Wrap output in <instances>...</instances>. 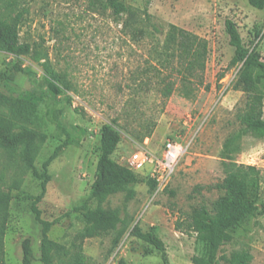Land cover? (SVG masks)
Listing matches in <instances>:
<instances>
[{
	"label": "rangeland",
	"instance_id": "obj_1",
	"mask_svg": "<svg viewBox=\"0 0 264 264\" xmlns=\"http://www.w3.org/2000/svg\"><path fill=\"white\" fill-rule=\"evenodd\" d=\"M123 1L136 11L133 18L129 13L116 16L98 0H0V17L24 12L21 41L31 44L37 56L16 57L0 50V114H11L2 94H27L37 102L32 120L20 123L33 132V162L25 155L24 137L0 145V189L13 188L15 193L5 234L6 264H23L26 238L34 250L32 264H44L42 227L31 204L42 190L44 162L67 140L47 169L50 180L39 207L44 219L61 218L49 232L52 239L68 250L80 241L84 222L74 208L88 197L95 179L100 129L105 123L121 132L114 158L125 166L142 148L160 153L167 138L181 142L185 152L163 190L156 193L145 181L132 186L135 194L130 199L126 191L108 198L103 206L119 210L126 231L119 242L118 229L84 239L89 264H163L160 251L133 234L136 224L145 231L155 228L166 244L170 264H194L192 257L200 248L196 235L187 231V216L202 205L212 209L222 193L217 184L231 171L247 174L259 184L261 205L235 229L233 240L223 245L220 254L247 250L248 264H264V138L246 134L224 151L227 140L242 126L240 114L247 102V95L233 88L241 64L230 67L235 48L226 21L236 22L245 44L256 46L264 60V9L249 0ZM146 10L163 32L145 20ZM170 24L209 42L204 79L210 88L203 86L194 99L178 89L165 99L160 85H139L147 75L159 74L157 48ZM51 72L60 73L71 86L65 94L50 95L46 78ZM54 114L63 129L53 121ZM146 125L154 132L141 141L136 133ZM150 170L148 166L138 174L148 178ZM55 262L67 264V257H56Z\"/></svg>",
	"mask_w": 264,
	"mask_h": 264
},
{
	"label": "trees",
	"instance_id": "obj_2",
	"mask_svg": "<svg viewBox=\"0 0 264 264\" xmlns=\"http://www.w3.org/2000/svg\"><path fill=\"white\" fill-rule=\"evenodd\" d=\"M98 1L112 8L116 16L129 13L133 18L136 15V11L123 0ZM249 2L258 9H264V0H249ZM23 16L24 12L18 11L14 15L8 14L6 17H0V50L16 57L34 54L37 58L36 49L31 44L21 41L20 25ZM145 20L151 23L155 31L163 32L151 21L147 10ZM226 31L230 44L235 48L230 67L241 64L234 79L233 88L243 91L247 95V102L240 114L242 126L239 132L225 143V152L243 135L252 134L264 138V60L256 46L250 48L245 44L235 21L231 19L226 21ZM208 56L209 42L207 39L175 24H170L163 43L157 48L159 66L155 68L159 74L156 76L154 72V75H147L145 79L140 80L139 85H146L147 88L153 83L160 85V93L165 99L169 98L176 89L182 96L194 99L196 92L203 86L210 88L209 84H205L204 79ZM147 72L149 74L150 71ZM224 76L225 72L221 73L218 81H221ZM46 84L52 97L65 94L66 90L71 88L57 72L49 74ZM2 100L9 106L11 114L10 116L0 114V145H10L24 137L25 155L32 163L36 150L33 144V132L20 126V123L32 120L37 113V102L27 94L20 96L2 94ZM54 116L53 121L63 129L58 116L55 114ZM19 127H21L20 130H18ZM153 132L154 127L146 125L144 130L136 133V137L143 141ZM121 141L120 130L109 123L102 125L97 147L99 156L95 179L91 184L88 197L80 206L74 208V211L82 216L84 225L78 234L80 241L73 244L72 250H68L64 244L52 239L49 235L52 227L60 223L61 218L46 220L39 207V203L47 193L50 180L47 169L69 143V140L57 146L44 162L42 190L31 204L34 218L42 227L40 260L44 264H56V257L59 256L67 257V264H89L83 249L84 239L118 229L116 242H119L126 231V221L119 210L107 209L103 206L108 198L117 192L126 191L127 199H130L135 194L132 186L145 181L151 189H156L157 183L154 179L140 176L137 171L128 165L120 164L114 158ZM217 187L222 193L214 201L212 209L202 205L194 208L187 216V231L196 235V242L200 248V253L192 257V262L194 264H248L251 256L247 250L232 252L230 255L220 254V251L223 245L233 240L235 229L259 210L261 205L259 184L247 174L231 171L227 173L222 182L217 184ZM14 198L13 188L0 189V264H6L5 234L10 205ZM154 229L152 227L145 231L136 224L132 231L135 236L149 242L160 251L163 264H170L166 244ZM178 229H182L181 223H178ZM22 249L23 264H32L35 255L29 238L22 242Z\"/></svg>",
	"mask_w": 264,
	"mask_h": 264
},
{
	"label": "built area",
	"instance_id": "obj_3",
	"mask_svg": "<svg viewBox=\"0 0 264 264\" xmlns=\"http://www.w3.org/2000/svg\"><path fill=\"white\" fill-rule=\"evenodd\" d=\"M147 143V141H146ZM185 152L184 145L174 138H167L160 153L149 149H140L129 158V167L141 172L148 166L150 176L157 183L156 193L163 190L171 181L179 159Z\"/></svg>",
	"mask_w": 264,
	"mask_h": 264
},
{
	"label": "crops",
	"instance_id": "obj_4",
	"mask_svg": "<svg viewBox=\"0 0 264 264\" xmlns=\"http://www.w3.org/2000/svg\"><path fill=\"white\" fill-rule=\"evenodd\" d=\"M147 139L149 140V138H147ZM147 139H146V141H148Z\"/></svg>",
	"mask_w": 264,
	"mask_h": 264
}]
</instances>
